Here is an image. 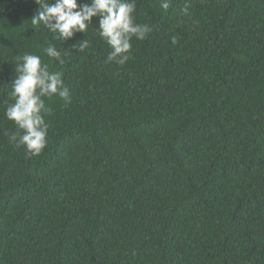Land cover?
Listing matches in <instances>:
<instances>
[{"label": "trees", "instance_id": "obj_1", "mask_svg": "<svg viewBox=\"0 0 264 264\" xmlns=\"http://www.w3.org/2000/svg\"><path fill=\"white\" fill-rule=\"evenodd\" d=\"M136 5L153 30L120 66L94 27L74 51L0 0V264H264V0ZM49 42L71 103L46 98L36 156L6 135V83Z\"/></svg>", "mask_w": 264, "mask_h": 264}, {"label": "clouds", "instance_id": "obj_2", "mask_svg": "<svg viewBox=\"0 0 264 264\" xmlns=\"http://www.w3.org/2000/svg\"><path fill=\"white\" fill-rule=\"evenodd\" d=\"M35 8L30 20L33 30L41 25L51 33L52 41L70 46L74 51L89 49L91 41L84 38L90 27L109 51L106 62L125 65L131 59L133 39L145 40L152 27L136 20V0H33ZM159 7L168 10L170 0H159ZM190 4L185 3L181 15H188ZM82 34L77 39V35ZM79 40L77 44L76 41ZM69 41H73L69 44ZM171 43L176 44V36ZM48 58L45 62L43 57ZM69 53L49 42L40 54L25 52L15 58L14 78L8 81L7 97L10 100L3 110L4 117L12 122L15 131L6 133L11 143L32 155H40L48 143L49 122L46 116L51 109L46 98L58 97L65 105L71 103V93L63 73L52 71L51 63L63 65Z\"/></svg>", "mask_w": 264, "mask_h": 264}]
</instances>
